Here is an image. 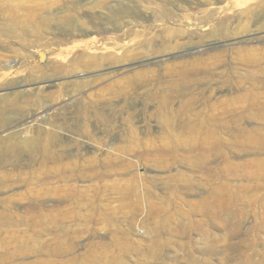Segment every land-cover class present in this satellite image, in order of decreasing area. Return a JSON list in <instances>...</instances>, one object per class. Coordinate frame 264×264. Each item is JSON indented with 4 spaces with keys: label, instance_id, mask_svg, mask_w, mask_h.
<instances>
[{
    "label": "rangeland",
    "instance_id": "obj_1",
    "mask_svg": "<svg viewBox=\"0 0 264 264\" xmlns=\"http://www.w3.org/2000/svg\"><path fill=\"white\" fill-rule=\"evenodd\" d=\"M238 1L244 0H0V74L5 77L0 80V95L22 92L28 95L21 102L32 103L39 96L62 95L43 98L40 109L29 104L17 114L8 111V125L36 113L32 122L29 120L31 125L38 127L46 120L47 130L57 133L64 144L78 141L82 145L79 152L91 155L98 146L78 132L82 122L70 115L77 100L96 99L107 94L105 88L134 72L152 70L159 76L153 88L156 85L170 93L167 73L175 63L231 47L251 49L243 53L249 58L255 49L264 47L259 18L240 15ZM209 9L213 15L205 18ZM58 11H67L73 19L80 17L87 25L74 22L66 36L54 23ZM166 14L156 20L157 15ZM220 19L225 20L226 36L215 38L214 31H223ZM130 29L151 34L150 48L138 45L136 38L125 37ZM237 29L240 34L234 35ZM113 37L127 46L128 58L122 51L108 50L110 53L97 56L100 66L88 68L96 49L85 48L82 41L95 39L102 48L103 39ZM242 66V72L258 69L251 64ZM36 78L41 79L38 84H29ZM214 78L219 80L217 75ZM237 83L220 86L211 99L196 94L192 105H187L188 96L181 90L170 93L168 127L162 121L166 117L158 114V99L145 96L152 86L140 88L130 104L117 100L113 107L101 104L112 124L97 126L92 118L84 123L91 135L104 138L102 150L126 146L128 135H137L141 142L150 140L153 145L156 141L154 151L149 156L120 153L123 163L113 172L102 169L104 179L76 180L87 190L84 199L61 204L53 196L45 197L34 204L41 214L27 211L33 205L23 202L18 209L22 217L11 223L12 229L0 233V264H264V151L221 146L220 151L216 148L210 153L201 149L190 152L183 146L192 135H212L206 134L204 126L203 130L193 129L194 120L212 112L209 104L264 92V87H255L251 80ZM218 85L221 83L215 82L214 86ZM60 104L64 109L55 111ZM229 120H225L227 125L210 124L217 130L214 135L230 142L243 140L242 135L264 136V120ZM60 123L69 131L58 128ZM32 134L24 138L38 137ZM169 138L174 143L163 151ZM71 151L76 152L70 149L66 153ZM0 156L7 162L0 173L27 178L39 168L28 157L14 167L9 153L0 150ZM37 181L4 189L0 200L35 185L53 188L55 180L45 181L48 187Z\"/></svg>",
    "mask_w": 264,
    "mask_h": 264
},
{
    "label": "bare ground",
    "instance_id": "obj_2",
    "mask_svg": "<svg viewBox=\"0 0 264 264\" xmlns=\"http://www.w3.org/2000/svg\"><path fill=\"white\" fill-rule=\"evenodd\" d=\"M101 2L105 3L106 0H101ZM236 5L237 10L240 12H238L240 15H245L249 19L257 16L260 20L257 22L258 29H264V0L238 1L236 2ZM213 12L214 11L210 9L207 10L205 18L212 17ZM167 15L168 14L157 15L156 20H160L162 19V17ZM54 17L56 18V21L54 23H58L57 27L60 28L66 36L70 35V28L73 27L74 22H76L81 27H85L87 25L86 22H84L80 17H76L75 19H73L67 11H58V13L54 14ZM219 23L221 27H223L220 28L223 31H214L215 34L213 37L215 38H223L226 36V32H224L227 31L225 20L220 19ZM241 26H239L238 28H240ZM238 31V29L237 31L235 30L234 35L240 34V32ZM124 36L136 38L138 39V45L149 48L153 40L152 35L147 33L143 29H130L124 34ZM97 42L98 41H96L95 39L82 41L85 48L90 47V49H96L92 57L94 62L86 65L88 68H96L100 66V60L97 58V56L99 54H102L104 56V54L106 55V52L110 53V51L108 50H111L114 53L122 51L123 53H121V55H124L125 59L128 58V56L126 55L127 46H123L116 42L114 37L103 39L102 48H99L97 46ZM65 44V42H62L63 46ZM250 50L251 49L241 47H231L223 49L219 53L209 55L202 54L203 56H199L182 63H175L172 66H169V72L167 73L170 77L169 82L171 83L169 92L173 94L178 90H181L182 95H185L186 97L188 96V99L186 101L187 105H192L193 102L197 100V97H195L196 94L204 96L207 94V98L211 99L217 94L220 86L229 87L234 86V84H238L237 82L240 83L243 81L251 80L255 87H264V66H261L262 61H264V47L261 49H255L256 52L254 54L258 57L254 56L252 52L251 57L249 58L246 56V54H243L244 52ZM84 52L85 51H83V54ZM44 57V53L41 52V58L44 59ZM238 64H242L244 66L251 64L254 67H258V69L251 71L246 70V72H242L240 67L242 65L239 66ZM6 65L5 67H8ZM218 68H221L222 70L217 71ZM215 75L218 76L219 80L214 78ZM4 79L5 77L0 74V80ZM157 80H159V76L154 70L134 72L132 76H127V78H124L123 80L116 82L114 85H111V88H105L104 90L107 91V94H104L102 96L101 94H99V97L96 99H92L88 96L87 98L77 100L72 104L71 107H73L74 111L73 113L70 112V115L72 114L73 116L75 114V116L71 118H73V120H76L77 122H82L80 124V127L78 128V132L82 136L88 138V140H91L96 145L93 146H98L97 151L92 152L91 155H88L89 152H86V154L83 155L79 152L82 149V145L78 141L71 142L70 145L64 144V140L58 137L57 133L52 130H47V124H49L48 121H43V123L38 127H35V125H31V119L35 117L36 113L28 115L25 119L17 120L16 124H14L13 126H9L7 123L6 115L8 111L9 113H12L13 111L17 114L23 110L25 105L29 104H32V106L34 105L35 107L40 109L42 107L41 105L43 103V100H45L46 97L55 98L57 96H62L60 95L61 93L59 95H48L45 97L39 96L38 101L33 102L34 104L29 100H27L26 102H21V99L28 95H25L22 92L19 94L10 93L0 95V150L9 153V155L14 158V167L20 166V163L24 157H28L31 160V164L37 165L39 167L37 171L32 172V174L27 178H23L22 174L11 175L10 173H0V192L4 189H12L18 187L22 182H32L33 179H37V182H43L42 184L45 187H48L46 186L48 184H46L45 181H50L51 179L55 180L53 188L44 189L42 184L41 185L43 188L35 185L36 187L29 188V190L20 193L15 192L7 197L8 199L5 198L0 200V233L7 232L10 228L12 229L11 223L15 224L16 219H20L22 217L18 209L20 210L23 202L28 201L31 202V205H33L31 209L27 211H34L32 213L41 214L40 211L37 212L38 208L34 206V204H37L41 201V199L43 200V198L45 197L48 198V196H53L57 200V202H60L61 204L64 201L68 202V200H73L74 202V199L76 198L84 199L83 196H87L85 195L87 193V188L85 187L86 191H84V186H78L79 184L77 185L75 183L78 182L76 180H83L86 178L88 179V177H95V179H104L105 173L102 172V169L107 170L108 172H113L114 168L119 166L121 161H124L122 160V156L120 155V153L149 156V154L154 151L153 146L156 141L154 142L153 140L154 143L152 145L150 140V142H141L140 138L137 135H128L127 138L129 139H127L128 144L126 146H117L112 147L108 150H102L101 146H104L105 144L104 138H97L95 135H91L92 132L88 130L89 128L84 122H86V120H88L89 118H92L95 125L97 126H110L112 124V121L110 118H106L104 116L102 109L100 108L101 104H108V106H112L111 104L114 102V100L123 101L124 103L128 104L135 95L137 96L140 88L148 85L152 87L148 88L145 91V96L148 97L149 100L153 98L158 99V114H161L162 116L164 115L166 117L165 120L162 118V121L168 127L167 123H170L169 119L167 118V115L170 112V93L164 92L156 85L155 88H153V85L154 83H157ZM40 81L41 79L39 78L32 79L30 80L29 84L35 85ZM215 82H220L221 85L214 86ZM202 85L205 87L201 89V92L197 93L196 90L200 89ZM190 89H192L193 91H191ZM62 105L63 104L58 105L54 108V110L61 111L62 109H64V106ZM209 107L212 112L210 114H206L204 118L199 121L194 120L195 122L193 124V129L202 128L203 130L204 126L206 129V134L212 135H192L183 144L185 148H187L190 152H195L196 150L201 149L205 151L209 150L210 153V151L212 152L213 150L221 146H236L237 148L238 146H241L245 150H255L259 152L264 151L263 135H242L243 140H240V138H238L236 139L237 141L230 142L227 139H222L220 138V136L217 137L216 135H214L217 130L213 128L212 125L210 126V124L212 123H216L219 126L227 125L229 122L225 120L228 119H230L229 121L239 122H246L249 120H264V92H252L251 96L247 95L237 101L222 98L213 104H209ZM140 113L146 116L147 114H149L146 111H140ZM58 119L59 117L57 118V120ZM60 119L62 118L60 117ZM29 120H31V122ZM125 120H127V118H125ZM58 128L69 131V128L65 125V123H60V126ZM26 130L28 131V133H33L32 135H38V137L32 136L29 138H24V135H28V133L25 132ZM129 130L131 132H135L134 128L132 127ZM109 136L110 138L113 137V135ZM125 136L126 135H122L121 137ZM168 141L164 145L161 144L163 147V151L169 150L170 145L174 143L173 139L169 138ZM36 148H38V150H35ZM70 149H75L76 152L71 151L69 153H66ZM218 150L220 151V148ZM5 163H7L6 159H3L0 156V168L5 167ZM8 181L12 182L8 183ZM104 186L103 188H105ZM130 186L131 185H129V187ZM136 189L137 188H135V190ZM132 190L134 191L133 187ZM125 193L128 192L125 191ZM129 193L132 192L129 191ZM129 195L131 196V194ZM12 208H15L16 211H12ZM19 227H21V225ZM19 227L17 226V228ZM19 240L21 239L19 238Z\"/></svg>",
    "mask_w": 264,
    "mask_h": 264
}]
</instances>
